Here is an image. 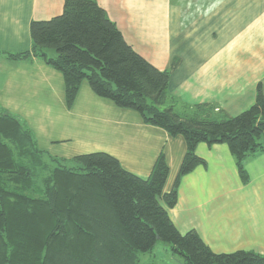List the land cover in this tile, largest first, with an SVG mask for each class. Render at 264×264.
Here are the masks:
<instances>
[{
	"label": "trees",
	"instance_id": "16d2710c",
	"mask_svg": "<svg viewBox=\"0 0 264 264\" xmlns=\"http://www.w3.org/2000/svg\"><path fill=\"white\" fill-rule=\"evenodd\" d=\"M31 47L0 56L43 61L62 75L67 108L81 83L99 98L137 112L147 125L181 136L185 154L171 190L161 153L146 179L112 156L89 153L63 160L37 147L26 123L0 107V264H139L158 243L182 264H264V256L213 253L191 230L181 234L168 211L180 180L205 161L199 144L226 145L243 183L245 163L264 152V93L229 116L209 105L179 106L168 93L171 72L158 70L123 39L95 0H64L60 15L29 26Z\"/></svg>",
	"mask_w": 264,
	"mask_h": 264
},
{
	"label": "crops",
	"instance_id": "0c3cea01",
	"mask_svg": "<svg viewBox=\"0 0 264 264\" xmlns=\"http://www.w3.org/2000/svg\"><path fill=\"white\" fill-rule=\"evenodd\" d=\"M125 42L158 70L171 72L168 93L179 106L209 105L229 116L264 93V0H95ZM64 0H0V52L31 47L29 26L61 14ZM0 107L23 120L37 147L70 160L102 152L146 179L162 153L163 191L173 186L185 154L181 136L97 97L86 82L67 108L62 75L39 59L0 56ZM205 166L184 176L168 215L181 233L195 231L215 254L264 256V152L245 163L243 183L226 145L199 144Z\"/></svg>",
	"mask_w": 264,
	"mask_h": 264
},
{
	"label": "rangeland",
	"instance_id": "374dc122",
	"mask_svg": "<svg viewBox=\"0 0 264 264\" xmlns=\"http://www.w3.org/2000/svg\"><path fill=\"white\" fill-rule=\"evenodd\" d=\"M139 264H182V261L170 253L168 246L158 243L151 254L140 257Z\"/></svg>",
	"mask_w": 264,
	"mask_h": 264
}]
</instances>
